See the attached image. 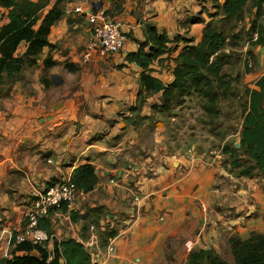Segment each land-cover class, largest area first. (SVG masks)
Instances as JSON below:
<instances>
[{
  "label": "crops",
  "instance_id": "1",
  "mask_svg": "<svg viewBox=\"0 0 264 264\" xmlns=\"http://www.w3.org/2000/svg\"><path fill=\"white\" fill-rule=\"evenodd\" d=\"M63 5L64 15L48 36L54 49H43L37 65L21 71L0 109V260L11 257L12 238L25 226L35 195L48 183L69 181L75 168L88 163L98 178L94 190L79 192L72 207L52 209L41 221L56 241L80 242L93 264H186L198 249L233 264L230 237L264 235L263 179L228 171L194 137L185 140L186 148L179 138L174 141L169 132L179 123L175 114L150 109L160 94L147 96L129 119L141 69L125 58L145 41V26L196 43L202 24L182 23L199 12L209 21L210 0H64ZM99 10L121 22L126 43L118 54L95 52L83 61L91 36L85 15ZM4 15L0 8V27ZM171 45L173 58L184 43L176 50ZM47 55L55 65L44 73ZM250 64L246 82L264 75V44L254 48ZM162 65L154 62L151 76L167 85L173 63ZM105 228L117 233L101 247ZM54 244L43 248L51 253Z\"/></svg>",
  "mask_w": 264,
  "mask_h": 264
},
{
  "label": "trees",
  "instance_id": "2",
  "mask_svg": "<svg viewBox=\"0 0 264 264\" xmlns=\"http://www.w3.org/2000/svg\"><path fill=\"white\" fill-rule=\"evenodd\" d=\"M210 2L213 12L206 14L209 21L206 22L202 12H199L187 17L182 23L183 27L202 24L198 42L194 43L193 38L179 35L170 39L155 26L146 25L145 41L138 45L135 52L127 54L125 60L141 69L138 91V96L142 94L141 105L147 96L160 94L159 103L151 105V112L170 114L173 108L182 106L186 98L195 96L204 102L201 108L205 115L210 119L217 118V103L226 97L230 86L223 73L228 56L222 51L227 46L232 47L242 36L243 31L238 25L249 18L246 35L250 36L251 49L264 44V22H261L264 20V0ZM63 3L64 0H55L52 4L51 0H0V8L5 11L7 20L0 27V87L6 85L5 94L10 93L13 81L22 70L37 65L43 49H54L48 36L51 27L64 15ZM246 14L249 16L246 17ZM180 42L184 43L183 47L171 58L169 44L176 43V50ZM250 51L249 60L253 56ZM165 61L173 63V80L167 85L151 76L150 68L154 62L162 65ZM42 64V72L45 73L55 65V61L51 55H47ZM65 67L69 72L74 70L70 64ZM250 68L246 70L247 73L251 72ZM43 77L41 83L46 81ZM244 96L246 99L239 105V148H236V143L224 145L221 154L226 157L225 163L237 170L238 175L248 178L259 176L264 182V75L254 82V88L244 90ZM69 182L75 185L78 192L86 194L94 190L98 178L94 167L87 163L72 171ZM92 225L95 228L97 223ZM116 233L114 229H103L99 233L100 246H106ZM228 243L233 264H264V235L251 232L245 239L230 237ZM0 264L93 262L90 253L80 242L68 239L55 243L51 253L42 246L26 242L17 244L13 247L11 257L0 260ZM186 264L229 263L213 251L198 249L189 254Z\"/></svg>",
  "mask_w": 264,
  "mask_h": 264
},
{
  "label": "rangeland",
  "instance_id": "3",
  "mask_svg": "<svg viewBox=\"0 0 264 264\" xmlns=\"http://www.w3.org/2000/svg\"><path fill=\"white\" fill-rule=\"evenodd\" d=\"M248 16L249 14H246V17ZM248 19L238 25V28H241L243 31L240 39L236 41L232 47L227 46L222 51L223 54L228 56V63L223 67V73L226 74L227 77L225 81H228L230 86L226 97L220 99L217 103L219 109L218 117L210 119L206 116L201 108L204 102L192 96L186 98L182 106L175 109L173 108L172 112L175 115L171 116L175 118V121L178 119L179 123L176 127H172V131L169 132L174 141H177L178 138L180 142L183 141L182 145L184 148L187 147L186 143L188 142L185 141L188 140L187 138H196L198 143L202 144L206 150H211L210 157L216 156L217 160L219 159L221 165L225 169L235 174H238V171L233 170L225 163L226 157H221L220 151L224 145L231 146L233 143H238L241 122L239 117V105L246 99L244 90L246 88H251L253 82L258 80V78H256L250 82H246V75L249 73L246 72V70L249 69L250 56L248 51L251 50L250 52L252 53L254 51V48L251 49L250 47V36L246 35ZM261 22H264V20L262 19ZM228 40L232 42L231 39ZM171 51H174L173 45L170 46V53ZM250 66L251 70L252 65L250 64ZM162 67H165V64L162 65ZM168 70L169 69H166L165 72ZM6 88V85L0 87V109H2L10 99L9 94H5ZM151 98H154V96H151ZM152 101L155 102V98L152 99ZM174 123L176 122H173V124ZM180 133H182V135H180ZM177 142L175 144H178ZM190 151L191 148L186 154L188 155ZM77 196L78 195H75L74 203ZM222 255L224 256V254Z\"/></svg>",
  "mask_w": 264,
  "mask_h": 264
},
{
  "label": "built area",
  "instance_id": "4",
  "mask_svg": "<svg viewBox=\"0 0 264 264\" xmlns=\"http://www.w3.org/2000/svg\"><path fill=\"white\" fill-rule=\"evenodd\" d=\"M78 11H81L79 8ZM85 19L90 27V39L82 55L83 61H88L95 52L103 55L118 54L126 43L125 34L122 31V24L115 18H110L105 12H87ZM79 192L75 185L69 181H58L52 185H47L39 191L32 199L28 211L24 214L25 226L20 233L12 238V246L20 243H29L42 246L49 241H55L53 234L45 231L41 226V221L49 214L50 210L58 209L62 205L72 207L75 195ZM91 229H94L91 227ZM113 251L111 244L108 252Z\"/></svg>",
  "mask_w": 264,
  "mask_h": 264
},
{
  "label": "water",
  "instance_id": "5",
  "mask_svg": "<svg viewBox=\"0 0 264 264\" xmlns=\"http://www.w3.org/2000/svg\"><path fill=\"white\" fill-rule=\"evenodd\" d=\"M141 101H142V94H140L139 96H137V102H136V109L135 111L131 114L130 116V122L133 121V119L137 116V114L139 113V109L141 106ZM236 148H239V144L236 143Z\"/></svg>",
  "mask_w": 264,
  "mask_h": 264
}]
</instances>
